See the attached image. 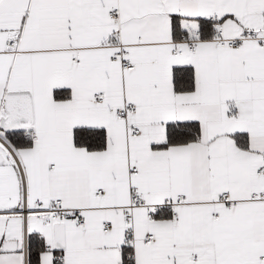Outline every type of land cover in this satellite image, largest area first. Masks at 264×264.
Masks as SVG:
<instances>
[{"label":"snow or ice","instance_id":"obj_1","mask_svg":"<svg viewBox=\"0 0 264 264\" xmlns=\"http://www.w3.org/2000/svg\"><path fill=\"white\" fill-rule=\"evenodd\" d=\"M0 264H264V0H0Z\"/></svg>","mask_w":264,"mask_h":264}]
</instances>
